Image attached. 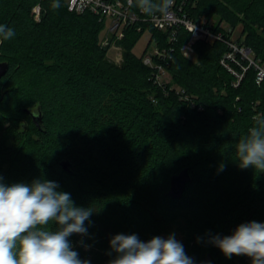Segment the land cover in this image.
<instances>
[{"label":"trees","instance_id":"trees-1","mask_svg":"<svg viewBox=\"0 0 264 264\" xmlns=\"http://www.w3.org/2000/svg\"><path fill=\"white\" fill-rule=\"evenodd\" d=\"M176 1L198 23L217 19L210 27L226 37V27L240 25L238 45L264 64V0ZM52 2L0 0V24L16 33L0 43V61L9 63L0 79L3 182L54 181L77 206L92 208L88 235L69 237L90 264H108L115 234L147 241L174 224L195 264H251L247 256L226 258L209 241L242 223L264 222V172L242 169L236 156L239 139L264 116L257 67L240 54L241 63L250 64L246 70L226 58L239 80L221 62L230 51L225 41L197 40L192 60L181 50L187 29L180 27L171 41L168 31L149 23L125 30L118 40L123 61L115 64L101 44L105 22L98 15L70 11L67 0L53 9ZM145 32L143 52L154 38L160 48L173 47L167 70L179 90L158 84L155 69L134 52ZM33 111L42 114L40 123ZM186 167L191 180L182 197L173 198L170 178Z\"/></svg>","mask_w":264,"mask_h":264},{"label":"clouds","instance_id":"clouds-1","mask_svg":"<svg viewBox=\"0 0 264 264\" xmlns=\"http://www.w3.org/2000/svg\"><path fill=\"white\" fill-rule=\"evenodd\" d=\"M127 3L152 16L166 14L173 0ZM60 6V0H53V9ZM15 35L13 28L0 24V43ZM236 156L242 169L264 172V116L254 118L253 126L239 139ZM58 188L57 182L40 179L9 185L0 176V264H90L80 258L69 237L88 235L85 222L94 210L77 206L70 193ZM209 242L228 259L247 256L251 264H264V222L242 223L231 235H214ZM109 249L108 264H195L174 233L147 241L137 234H115Z\"/></svg>","mask_w":264,"mask_h":264},{"label":"built area","instance_id":"built-area-1","mask_svg":"<svg viewBox=\"0 0 264 264\" xmlns=\"http://www.w3.org/2000/svg\"><path fill=\"white\" fill-rule=\"evenodd\" d=\"M135 3V0H134ZM68 9L77 13L90 11L98 15L100 20L109 22L107 33L109 37L121 38L125 34V30L133 24H137V29L142 30L143 24L149 23L154 28L162 31H168L170 33V40L175 41L180 27H184L190 32L189 40L181 47L184 56L194 58L196 51L194 44L200 38L210 41L223 40L230 47V51L222 58L221 62L233 71L236 75L241 77V74L236 73L226 62V58H231L232 61L240 64L244 70L248 68L250 64H254L258 69V81L264 79V64H260L254 60L253 52L250 48L240 46L238 43L232 41L231 37H226L225 31H213L209 25L196 23L184 10V3L173 0L172 6L166 14L157 13L152 16H148L140 12L135 6H129L127 0H67ZM34 18L40 20L42 8L40 4L33 7ZM228 31H232L230 27H226ZM108 37V39H109ZM103 41L104 45L110 44L109 40ZM151 46H153L149 52L144 55V63L154 68L155 78L160 83L163 74L167 73V65L170 61L169 50H173V47L160 48L158 41L153 39ZM116 48L120 49L116 46ZM252 53V56L250 54ZM237 54H240L242 58L249 60V65L245 66L238 59ZM162 60L157 62L155 60ZM249 258V257H247Z\"/></svg>","mask_w":264,"mask_h":264},{"label":"rangeland","instance_id":"rangeland-1","mask_svg":"<svg viewBox=\"0 0 264 264\" xmlns=\"http://www.w3.org/2000/svg\"><path fill=\"white\" fill-rule=\"evenodd\" d=\"M217 19L215 18H212L209 20L208 24L210 26V24L212 25L214 22H216ZM196 22V21H195ZM198 23V22H196ZM206 23V22H205ZM200 24H203V23H200ZM224 23H222L223 25ZM108 25H109V22H105V28L102 32V42L101 44H103V41L105 39H108L109 37V34L107 33V29H108ZM140 31V30H139ZM219 31H222V30H219ZM240 31H241V26L239 25L235 30H232L230 32V36H231V39L233 42L237 43L236 39L238 38V36L240 35ZM125 35V34H124ZM124 37V36H123ZM121 37V38H123ZM121 38H112L109 37V42L110 44L108 45H104V46H107V51H106V58L108 60H110L111 62L115 63V64H121V62L123 61V57H124V54H123V47L121 46V44L119 43L118 40H120ZM149 39V34L148 32H145L141 38L139 39V41L137 42L136 46L134 47V52L140 56L141 54L143 55V61H144V55L150 51V49L153 47L151 46V43H152V40H151V43H150V46L146 49L145 52H143V50L145 49L146 45H147V41ZM155 40H157L156 38H154ZM198 40H206V39H198ZM208 42H213V41H210L209 40H206ZM119 47L120 49L116 48ZM195 49V48H194ZM195 57L194 58H191L192 60H196L197 59V53H195ZM250 56H252V53L250 54ZM222 60V58H221ZM261 64V62H259ZM239 80H240V77H239ZM239 80L236 82V84L239 83ZM155 81L158 83V84H168L170 83L171 84V88H174L176 90H179L180 86L178 84H175V83H172V79H171V75L169 73V71H167V73L163 74L162 77H161V81H163L162 83H160V81L155 78ZM175 234V238L180 241L182 244L184 242V233L181 232V229L180 227H178L176 224L168 227L166 229V231L162 234V237L163 238H167L170 234ZM77 235V234H76ZM77 245L76 242H74V244L72 245L73 246V249L75 248V246ZM84 248L86 249L87 247L84 246Z\"/></svg>","mask_w":264,"mask_h":264},{"label":"water","instance_id":"water-1","mask_svg":"<svg viewBox=\"0 0 264 264\" xmlns=\"http://www.w3.org/2000/svg\"><path fill=\"white\" fill-rule=\"evenodd\" d=\"M9 68V63L7 61H0V79L6 74ZM34 119L37 123L41 121V113L40 111H33L31 112ZM62 165L65 169H69L70 162L68 160H64ZM191 180V174L189 168H183L180 172L175 173L170 178V186H169V195L173 198H181L187 183Z\"/></svg>","mask_w":264,"mask_h":264}]
</instances>
